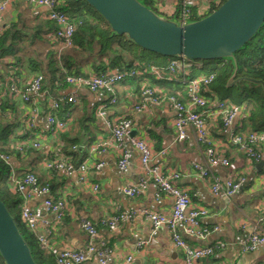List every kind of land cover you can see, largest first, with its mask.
Returning <instances> with one entry per match:
<instances>
[{"label":"crops","instance_id":"obj_1","mask_svg":"<svg viewBox=\"0 0 264 264\" xmlns=\"http://www.w3.org/2000/svg\"><path fill=\"white\" fill-rule=\"evenodd\" d=\"M174 2L161 0L160 8L170 14L174 10ZM46 14L45 7L32 5L28 0H15L2 14L3 27H12L18 37H10L14 42L15 54L0 59V149H13L6 153L10 175L32 172L42 184L49 185L52 199L58 197L65 201V216L55 226L51 238L53 246L83 252L85 260L81 264H98L96 257L86 251L88 236L80 225L81 219L88 218L98 229V239L113 249V264H182L183 252L164 226L153 228L150 220L141 215L120 221L114 230L101 223L119 210L149 209L168 214L172 207L169 195L155 197L154 184H149L136 197L122 193L124 185L138 182L142 175L138 152L130 144V137L124 139L129 154L124 170L117 165L118 148L110 145L103 151L94 150L96 143L111 136L105 119L127 117L132 121L131 130L134 133L131 135L150 146L153 162L166 172L179 171L181 177L178 185L188 192L192 205L208 211L202 221L210 230L207 236L199 239L181 232L182 237L195 246H213L218 242L225 245L194 264H264V243L253 251H243L241 247L264 208V145L256 147L260 154L256 161L247 158L230 140L231 134L248 129V125L242 122L241 111L229 127H223L216 106L220 95L209 87L202 91L208 99L204 115L212 144L228 158L226 166L209 167L211 178L200 177L190 167L192 162L205 161L204 146L193 134L189 133L185 140H176L173 112L164 97L169 90L176 94H179V90L175 85L170 88V83L163 81L143 80L142 88L148 85L153 96L159 97L161 102L150 104L140 112L135 111L134 107L147 99L143 95L141 82L139 89L130 81L115 85L116 102L113 104L107 102L108 94L80 88L76 91L77 103L60 105L56 114L66 122V127L53 133L47 121V114L52 109L50 100L69 95L72 89H58L54 84L48 73L49 55L64 49L65 53L71 51L60 44L56 45L50 34H44L47 29L44 24ZM39 71L46 75L42 93L33 94L29 101H24L18 93L10 90L12 84L23 87ZM90 71L85 72L93 73ZM102 105H106L104 116L98 114ZM33 141L40 143L39 148L30 145ZM67 149L78 152L76 156H71V162L78 159L88 161L87 184L79 181L77 172L67 174L45 166L46 160L65 156ZM97 163H102V167L96 169L94 165ZM213 178L221 181L230 178L243 180L233 195L222 197L210 190V179ZM94 183L99 185L96 192L91 188ZM42 201L43 197H32L27 204L38 217L51 219L53 216L45 210ZM35 232L41 235L42 229L37 228ZM138 242L144 244L137 247ZM127 257H130L129 261Z\"/></svg>","mask_w":264,"mask_h":264},{"label":"built area","instance_id":"obj_2","mask_svg":"<svg viewBox=\"0 0 264 264\" xmlns=\"http://www.w3.org/2000/svg\"><path fill=\"white\" fill-rule=\"evenodd\" d=\"M15 0H0V36L3 33L2 14L7 7ZM30 4L42 6L47 9V18L56 24L55 37L59 40L60 45L69 48L73 45V33L75 30L67 14L60 10L56 0H28ZM179 1V0H175ZM181 2V21H188V17L192 14L191 6H196V14L202 16L210 13V4H220L221 0H180ZM174 7V6H173ZM170 62V71L180 72V76L176 79L186 89L185 99L179 100L175 95L165 96V100L170 104L173 112V124L176 131V140H185L189 137V133L198 140L199 143L205 144V161L203 163L192 162L190 167L202 178L210 176L209 167L226 166L228 158L218 152L214 145L206 126L205 110L208 106V99L201 91L203 86L211 83L214 78L210 75H197L194 78H186L187 70L192 65L197 67L192 60L184 57L174 58ZM136 70H121L117 67L102 72L100 74L88 75H68L66 82L72 89L69 95L59 96L50 100L51 110L47 114V121L51 132H59L65 129L66 122L59 118L56 111L62 103H77L78 97L76 91L80 88H86L92 92H102L109 94L107 102L113 104L116 97L113 95L114 87L126 78L135 76ZM42 74H35L30 81L23 87L18 88L12 84L10 90L18 93L24 101H29L31 95L40 94L42 90ZM146 86V85H145ZM143 86V95L147 99H143L134 110L140 112L148 108L150 104L157 105L161 99L153 96L152 91L147 86ZM163 100V99H162ZM217 116L220 118L223 127H229L235 116L240 112V107L236 104L225 100H218ZM106 105H102L98 114L104 116ZM105 124L111 130L109 139L96 143L94 150L103 151L106 147L113 145L120 151L117 165L120 170H124L127 164L129 154L124 146V139L129 138L130 144L137 150L139 156V166L142 175L138 182L134 184H126L122 187V193L128 197H136L142 194L149 184L155 186V197L161 194L169 195L172 198L171 211L168 214L151 211L149 209H140L133 211L119 210L108 219L102 220V224L110 230H114L120 221L133 219L137 215H141L150 220L153 228L164 226L170 232L173 242L181 248L183 252L182 264H194L196 260L211 256L217 248L224 247L223 242H218L213 246H195L188 243L181 235V232L195 238L203 239L210 232L209 228L203 225V218L206 217L208 211L202 207L193 206L188 192L178 185L181 177L179 171L166 172L161 166L152 160V150L150 146L142 139L131 135L132 121L127 117L117 119H105ZM231 143L241 151L247 158L251 160H259L260 154L257 146L264 145V131H247L236 132L230 135ZM29 144V142H27ZM33 148H39L40 143L33 141L30 143ZM19 147V146H18ZM21 148V147H19ZM4 161L8 162V156L0 154ZM102 163L94 165L96 169L102 167ZM45 166L53 170H62L67 174L77 172L78 179L81 183H88L87 173L90 165L87 160H83L78 164L71 162L66 156L45 161ZM11 180L15 183V190L22 196L21 218L30 230L42 229V234L38 236V241L43 248H50V252L55 258L56 264H81L85 260L83 252L70 249L50 247L47 236L52 232L54 225L61 219L66 210V203L63 199H52L50 196V188L48 184H42L37 176L32 172H26L20 179H16L11 175ZM243 179H227L224 181L217 178L210 179V190L216 196L229 197L240 187ZM93 192L98 191L99 185L94 183L91 185ZM32 197H43L42 205L45 210L52 214L51 219L38 217L35 212L28 206L27 201ZM80 225L88 236L86 251L92 253L98 264H113V249L106 244L105 241L98 239V229L88 218L81 219ZM253 229L247 240L242 243L243 251H253L259 245L264 243V208L262 213L256 218L252 224ZM138 242L137 247L143 245ZM130 260V257H127Z\"/></svg>","mask_w":264,"mask_h":264},{"label":"trees","instance_id":"obj_3","mask_svg":"<svg viewBox=\"0 0 264 264\" xmlns=\"http://www.w3.org/2000/svg\"><path fill=\"white\" fill-rule=\"evenodd\" d=\"M56 1L58 5L57 8L64 11L68 16L69 21L75 26L73 45L68 48L71 52L65 53L66 50L64 49L52 53L53 55H49L50 67L48 73L51 75L54 84L58 86V89L65 87L70 88V85L66 82V77L68 75L91 74L85 72L88 69H90V72H93V74H100L117 67L124 71L132 69L137 71L135 76L124 80V82L130 81L137 87V89L140 88V82L142 88L143 80L145 81L150 78L155 81L170 83V88L175 85L179 90V94L169 90L167 96L172 94L179 100L185 99L186 89L184 86L181 88L178 84L179 82L176 81L180 76V72L170 71L171 61L168 59H174L177 57L164 56L148 51L135 44L127 37V35L116 34L111 29L108 22H106V20H104L100 14L84 0ZM138 1L153 10L159 16L169 18L176 22H181L180 11L182 6L180 0L174 2V10L170 14L164 12L160 8L161 0ZM223 1L224 0H221V3ZM220 4L211 7L214 10ZM190 10L192 11V14L189 15L187 19L188 21L196 20L208 14L205 13L202 16H198L196 14V6H191ZM44 24L47 27L44 34H50L53 37L55 44L59 45L60 42L55 37V29L57 27L55 22L47 18ZM13 30L12 27L3 29V33L0 36V59L15 54L14 42L11 41V38H16L18 35H15ZM202 62L207 64L205 65ZM202 62V65L200 64L199 67L193 65L189 67L186 78H194L197 75L207 76L213 74L214 78L211 83L207 85V88L211 86V89L216 92H218L219 88H226L228 91L232 90L237 102L227 100L240 107L243 119L242 122L248 125L247 131H264V91L262 85L247 80H239L230 86H226L227 79L233 73L235 68V78L249 77L264 82V21L256 33L238 50H236L232 57L211 59ZM86 67H88V69ZM37 73L42 74L43 79L41 86L43 90L46 75L43 71ZM147 86L148 85L145 87ZM201 87V91L206 89V87ZM69 145L71 146L72 144L70 143ZM202 145L205 150L206 145ZM12 150L13 149H0V154L6 155V153L11 152ZM64 152L66 153L65 156L70 161L72 159L71 156H76L78 154L76 149H67ZM80 162H82V159L74 161V164ZM10 173L9 165L0 157V200L12 215L20 234L30 249L34 261L37 264H56L55 258L50 252V248H43L38 241L39 235L35 230H30L22 220L20 213L22 196L15 190V183L11 180ZM24 173L15 176V178L20 179ZM58 199V197L55 198V200ZM65 212L61 219L55 223L54 228L64 218ZM54 228L47 236L50 247H54L51 243ZM0 264H4L1 257Z\"/></svg>","mask_w":264,"mask_h":264},{"label":"water","instance_id":"obj_4","mask_svg":"<svg viewBox=\"0 0 264 264\" xmlns=\"http://www.w3.org/2000/svg\"><path fill=\"white\" fill-rule=\"evenodd\" d=\"M84 1L108 22L116 34L127 35L141 48L192 61L232 57L264 21V0H224L205 16L184 22L159 16L138 0ZM235 74L236 68L226 86L247 80L260 83L264 91L262 80L235 78ZM0 257L4 264H37L1 200Z\"/></svg>","mask_w":264,"mask_h":264},{"label":"rangeland","instance_id":"obj_5","mask_svg":"<svg viewBox=\"0 0 264 264\" xmlns=\"http://www.w3.org/2000/svg\"><path fill=\"white\" fill-rule=\"evenodd\" d=\"M213 5H216V4H213V3H211L210 4V11H212L213 9H212V7L211 6H213ZM168 60H170V61H173V60H175V59H168ZM195 61V64H199V65H197V67H199L200 66V64H201V62L202 61H200V60H194ZM203 64H207V63H205V62H202ZM202 65V64H201ZM210 89H211V86L209 87ZM219 95H220V98H221V100H230V101H235V102H237V99H236V97H235V94H234V92H232V90H227L226 88H219L218 89V92H217ZM227 100V101H228ZM229 102V101H228Z\"/></svg>","mask_w":264,"mask_h":264}]
</instances>
